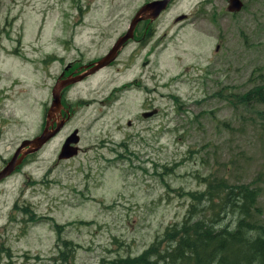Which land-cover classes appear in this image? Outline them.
Wrapping results in <instances>:
<instances>
[{"label": "rangeland", "instance_id": "rangeland-1", "mask_svg": "<svg viewBox=\"0 0 264 264\" xmlns=\"http://www.w3.org/2000/svg\"><path fill=\"white\" fill-rule=\"evenodd\" d=\"M147 1L0 0V170L46 127L57 82L107 53ZM242 1L230 12V0H175L161 21L194 16L163 46L127 48L75 83L72 119L0 183V264L137 255L207 175L257 187L264 225V104L234 100L261 81L264 0ZM76 131L80 149L60 158Z\"/></svg>", "mask_w": 264, "mask_h": 264}, {"label": "trees", "instance_id": "trees-1", "mask_svg": "<svg viewBox=\"0 0 264 264\" xmlns=\"http://www.w3.org/2000/svg\"><path fill=\"white\" fill-rule=\"evenodd\" d=\"M253 73L261 81L234 93L236 106L264 104V67ZM260 115L264 119V111ZM210 176H202L204 191L189 194L181 220L139 254L118 255L108 264H264V225L255 217L259 189L227 178L208 180ZM67 259L61 264H76Z\"/></svg>", "mask_w": 264, "mask_h": 264}, {"label": "water", "instance_id": "water-1", "mask_svg": "<svg viewBox=\"0 0 264 264\" xmlns=\"http://www.w3.org/2000/svg\"><path fill=\"white\" fill-rule=\"evenodd\" d=\"M170 0H154L145 6H143L137 13L135 18L133 19L128 31L121 37H119L117 43L112 48L109 54L104 56L98 64L94 67L92 71L80 73L76 76H70L67 79L59 80L54 87V101L51 104V107L47 114V124L41 134L33 137L26 138L22 141V143L17 147L14 155L11 159L5 164V166L0 170V182L11 176L13 172L19 167L24 160L28 157V155L32 153H36L40 151L54 136L60 131L61 126L58 125L56 128H50L49 123L50 119L53 118L55 113L62 108L61 104V92L62 90L73 83L82 81L88 75H91L93 72H96L98 69L103 68L109 62H111L117 54V51L120 49L121 45L128 40L132 35L135 28V25L143 19H155L159 16V14L166 8L168 2ZM229 11L237 12L243 8L242 0H230ZM156 110L144 113V117L151 116L154 114ZM79 134L76 131L73 135H71L62 147V152L59 157L63 158V156L70 155L72 156L74 153L78 152V147L72 146L73 144H77L79 142Z\"/></svg>", "mask_w": 264, "mask_h": 264}, {"label": "flooded vegetation", "instance_id": "flooded-vegetation-1", "mask_svg": "<svg viewBox=\"0 0 264 264\" xmlns=\"http://www.w3.org/2000/svg\"><path fill=\"white\" fill-rule=\"evenodd\" d=\"M152 1H154V0H148L147 4L152 2ZM174 1L175 0H170L167 4L166 8L159 14V16L157 18L140 20L135 25L133 35L121 45L120 49L117 51L116 57L111 62H109L106 66H104L103 68H105V67L108 68V67L113 66L114 64L120 62L121 61L120 57H121L122 53L127 48L129 49L132 47L133 50H135V49L146 50L150 47H153L154 49H159L161 46H163V41L166 39V37L168 36V34L170 33V31L172 30V28L174 26L179 25V26L183 27V23L189 21L194 16V15H192V13L190 15L181 14V15L174 17V19L169 24H167L168 22L166 23L165 20L161 21L162 16L171 9V6L173 5ZM243 6H244V4H243ZM136 13H135L134 17L132 18V21L135 18ZM132 21L130 22V25H131ZM163 25H165V26H163ZM161 27L164 28L163 34L158 33V31L160 30ZM124 34L120 35L119 37L123 36ZM119 37L115 40L112 47L109 48L107 53L103 54L101 57H98L97 59L91 60L88 62L86 61L87 63L85 62L84 64H79V65L75 66L73 74H78V73L80 74V73L92 71L94 69V67L98 64V62L104 56H106L107 54L110 53L112 48L117 43ZM216 48L219 50L220 45L218 44ZM144 65H147L146 62L144 63ZM103 68H101V69H103ZM101 69H98L96 72H93L90 76L85 77L81 82H77L76 84L86 81L88 78L94 76L99 71H101ZM118 70L124 71V69L122 70L120 68H118ZM73 86H75V83L66 86L62 90V92H61V100H62V104H63L62 108L55 113V115L53 116L52 119H50V123H49L50 128H52V127L56 128L58 125H60V126L62 125L60 131L55 136H57L65 128L68 121L70 119H72L73 110L71 107V105H72L71 103H72L73 98L71 96H69L67 98L66 95L68 94V92L70 91V89ZM80 141H81V137H80ZM1 142H2V139H1ZM72 146H76L80 149L79 144H73ZM21 166H22V164L19 166V168ZM19 168H17V169H19ZM17 169L15 171H17ZM14 173L15 172H13V174Z\"/></svg>", "mask_w": 264, "mask_h": 264}]
</instances>
